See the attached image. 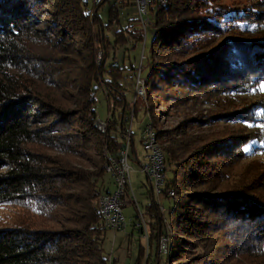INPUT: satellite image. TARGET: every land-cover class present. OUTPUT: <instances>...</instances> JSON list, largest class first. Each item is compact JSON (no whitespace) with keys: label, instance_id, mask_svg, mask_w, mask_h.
I'll return each instance as SVG.
<instances>
[{"label":"trees","instance_id":"16d2710c","mask_svg":"<svg viewBox=\"0 0 264 264\" xmlns=\"http://www.w3.org/2000/svg\"><path fill=\"white\" fill-rule=\"evenodd\" d=\"M257 5L226 9L210 0L148 2L154 32L146 65L140 69L147 70L144 95L164 89L162 102H179L211 90H257L264 80V35L235 34L264 24V8ZM135 12L134 0H95L90 8L84 0H0V205L16 204L35 216L30 222L0 227V264L107 263L103 244L108 229L102 224L99 195L113 190L104 168L117 157L118 138L131 114L132 98L127 99L123 80L131 76L134 83L137 74L132 54L142 43V33ZM216 35L225 37L216 46L200 48ZM34 42L49 49L36 54ZM99 44L98 65L94 57ZM66 81L78 89L77 116L49 102L36 87L42 83L63 89ZM98 90L108 102L104 132L95 125ZM249 107L226 116L259 123L264 100ZM133 112L137 114L136 107ZM146 114L164 153L166 173L172 176L167 188L175 196L166 197L173 200L166 220L146 178L149 241L146 252L140 234L136 264H205L204 258L188 256L186 248L193 243L208 252L207 264H215L217 254H209L212 239L227 225L238 228L242 238L229 249L264 259V199L251 192L255 178L241 177L231 183L236 187L221 188L234 158L264 149L262 129L246 139L228 135L211 140L210 135L183 130L175 137L155 125L151 112ZM252 139L260 144L250 145ZM41 149L57 151L60 159H42ZM130 151L139 165L133 137ZM69 154L81 162H68ZM164 219L172 237L166 254L158 251ZM217 257L219 261V253Z\"/></svg>","mask_w":264,"mask_h":264},{"label":"rangeland","instance_id":"374dc122","mask_svg":"<svg viewBox=\"0 0 264 264\" xmlns=\"http://www.w3.org/2000/svg\"><path fill=\"white\" fill-rule=\"evenodd\" d=\"M87 2L88 7L90 8L95 0H84ZM135 1V0H134ZM215 4L223 5V8L229 9L233 6L245 7L248 5H257L256 7L264 8V0H210ZM136 2V1H135ZM133 9L130 8L127 11L131 13L133 16ZM147 15L143 19L144 26L141 24V20L139 19L138 26L141 28L142 40L141 44L134 50L133 56H136L134 60V66L136 67V78L134 83L132 82V78L127 77L126 80H123V83L126 85L127 89V99L131 100V111L129 122L127 124V130L130 128L131 133L133 135L134 141V149L135 155L138 157V160L141 163H145L147 161L145 150L140 143V138L142 134V130L145 127L144 125L149 122L148 114L146 112H151L155 117L154 122L157 127L168 133L169 136L178 137L176 134L179 132L178 130H183L186 134L195 135L201 134L210 135L209 139L215 138H223L224 136L238 135L242 136L243 139L249 137L252 131L258 130L260 127L264 134V124L263 118L264 114L259 123H247L242 120H229L226 116L228 113H236L244 111L246 108L250 109V104L254 105L256 102H260L264 100V90H261L264 87V80L261 82L257 90H249L247 91H235V92H224L217 93L216 91H209L207 95L200 93H193L191 98L182 99L179 102L174 100H166L162 102L161 94H163L164 89L162 91L154 90L151 91L147 96L135 97L133 95V91H135L136 79L137 75L140 76L143 81V76L145 77L147 74V70L141 71L142 64L145 63V55L149 52V47L151 43V38L153 36L154 27H153V17L150 13L146 12ZM135 14L139 18L137 14V7ZM102 18L105 20V11L101 12ZM239 37H250V38H259L264 35V24L260 27H255L248 31L239 30V32L235 33ZM225 35L219 36H211L207 41L201 45V49H205L206 47L209 49L213 46L219 44L220 40H223ZM35 46H32L34 53L45 52L49 47L44 50V46L39 42H34ZM145 49V53L143 50ZM101 45L99 44L98 50L94 58L98 62V65L102 61V53H101ZM120 52H117L116 55L120 56ZM143 53V54H142ZM122 54V53H121ZM120 58V57H117ZM127 64V61H126ZM70 72H74L71 70ZM67 73V71H66ZM68 75V73H67ZM67 87L63 89H54L49 87L48 85H43L42 83H38L36 86L39 88L42 96L45 97L48 101L49 99L52 103L60 105L62 108L69 109L73 111V115L77 116V105L76 100L78 98V89L74 88L73 84L67 82ZM171 89L169 87L165 88V90ZM190 96V95H189ZM96 102V127L99 128L101 132L106 130L104 121L107 119L108 114V102L105 99V96L102 91L98 90L95 93ZM49 101V102H51ZM54 101V102H53ZM134 107L137 109V114H134ZM257 112H260L258 109ZM79 116V115H78ZM200 120L199 123L193 124L194 120ZM131 121V122H130ZM104 123V125L100 123ZM207 123V124H201ZM150 124V123H148ZM124 133V132H123ZM194 139V136L192 137ZM206 139V140H209ZM250 145L260 144L256 139H252L249 142ZM247 150L250 148L246 147ZM250 150V154L247 157H244L240 160V158H234L228 165H233L228 170L229 175L227 176L228 181H225L224 185L221 187L223 190L232 189V187H236V184L231 185L234 181L239 179L242 181V178L250 177L255 178L253 183H251V187L253 188L251 192L256 193L258 196L264 199V149L263 150ZM39 153L44 160L52 159H60V153L57 151H52L49 149H41ZM128 164L131 166L130 172V183L132 184L134 196L138 202L140 210L145 212L144 208L146 203L151 201V197L149 196L148 189L145 186L146 174L141 170L140 166L137 164L135 156L131 153L129 154ZM67 161L69 162H81L75 155L69 154L65 156ZM217 160V159H216ZM213 162V160H210ZM218 162V161H217ZM176 163H172L174 166ZM219 164V163H218ZM3 171V170H1ZM263 171V172H262ZM170 171L167 173V179L171 178ZM242 177V178H241ZM251 179V180H252ZM250 180V179H249ZM250 188V187H248ZM246 188V189H248ZM113 189V186H111ZM156 201L160 203L163 207L164 214L166 220H169V208L172 204V199H167L164 196H159L156 198ZM124 207L122 209L123 214L126 219V228L125 230H118L113 232L108 229L105 233L104 244H103V253L107 256V254H112L113 256L119 258L118 263L116 264H133L137 258V250L138 245L143 242L140 239L139 232L133 227L130 223V219L135 218L134 215L136 211L134 209L133 197L130 195L123 199ZM158 209V208H157ZM159 210V209H158ZM160 211V210H159ZM161 212V211H160ZM162 214V213H161ZM35 216L30 214V211L27 212L19 205L14 204H1L0 205V227L2 226H12L17 222H30ZM146 220H150L149 214L146 213L144 215ZM168 222V221H167ZM235 226L227 225L225 231H221L217 233V238L212 239L213 252L209 253L211 256L219 253L220 260L218 261L217 255L214 256L216 262L215 264H264L263 258L253 259L247 254L241 253L236 248H230L231 246H237L241 243V237L236 234L238 230L234 229ZM236 242H235V241ZM194 242V241H193ZM197 245L193 243L189 247L186 248L188 250L189 255H197L194 260H199L200 258H204L205 264L210 263V256L208 252H205L201 248H196ZM233 250V251H232ZM219 251V252H218ZM197 258V259H196ZM213 258V257H212ZM209 260V261H208ZM192 261V260H191ZM130 262V263H129ZM197 264V263H196Z\"/></svg>","mask_w":264,"mask_h":264},{"label":"built area","instance_id":"2783aa9c","mask_svg":"<svg viewBox=\"0 0 264 264\" xmlns=\"http://www.w3.org/2000/svg\"><path fill=\"white\" fill-rule=\"evenodd\" d=\"M137 7V14L141 20L142 26H144L143 19L147 15V4L151 0H135ZM165 2V0H159ZM136 86L134 96H144V84L140 76L137 75ZM264 121V118H263ZM131 122V121H130ZM104 125V123H100ZM264 124V122H263ZM141 134V144L145 150L147 161L141 163L139 166L141 170L146 174V178L150 184V189L153 196L156 198L164 196L167 198L174 197V191L168 189L167 173L164 163V153L162 148L155 138V133L150 124H145ZM131 129L124 131L120 134V149L117 153V157L113 158L111 162L105 164L106 172L111 176L113 190L110 193L103 192L99 195L100 212L102 216V224L107 229L112 231H120L126 228V219L123 214V199L127 196L133 197L134 209L136 211V217L130 219L136 227L139 228L142 239H145V251L147 252L148 246V220L144 217L146 212L140 210L136 197L134 196L132 184L130 183L131 166L128 164L130 147L132 144ZM138 158V157H137ZM158 209L164 214L163 207L158 203ZM164 231L159 235L158 251L166 254L168 247L172 241L171 227L164 219ZM106 264H112V259H107Z\"/></svg>","mask_w":264,"mask_h":264},{"label":"crops","instance_id":"0c3cea01","mask_svg":"<svg viewBox=\"0 0 264 264\" xmlns=\"http://www.w3.org/2000/svg\"><path fill=\"white\" fill-rule=\"evenodd\" d=\"M113 186V185H112ZM131 223V222H130ZM132 225H133V223H131ZM135 225H133V227H134ZM135 228V227H134ZM136 229V228H135ZM125 230V229H124ZM123 230V231H124ZM114 232V231H113ZM139 234H140V231H139ZM138 251H139V245H138V250H137V253H138ZM138 255H139V253H138ZM138 255H137V258H138ZM109 256H110V258L112 259V264H116V262L118 263V261H119V258H117V257H115V256H113L112 254H107V259L109 258ZM137 258H136V260H137ZM136 260H135V262L133 263V264H136ZM130 263V262H129Z\"/></svg>","mask_w":264,"mask_h":264},{"label":"snow or ice","instance_id":"6c2138e0","mask_svg":"<svg viewBox=\"0 0 264 264\" xmlns=\"http://www.w3.org/2000/svg\"><path fill=\"white\" fill-rule=\"evenodd\" d=\"M261 90H264V87H262Z\"/></svg>","mask_w":264,"mask_h":264}]
</instances>
